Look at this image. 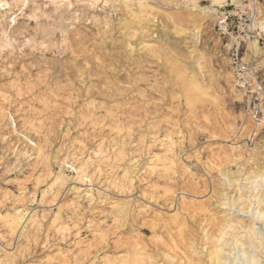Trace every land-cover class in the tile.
Returning a JSON list of instances; mask_svg holds the SVG:
<instances>
[{
	"label": "rangeland",
	"instance_id": "rangeland-1",
	"mask_svg": "<svg viewBox=\"0 0 264 264\" xmlns=\"http://www.w3.org/2000/svg\"><path fill=\"white\" fill-rule=\"evenodd\" d=\"M0 5V264L254 250V219L229 205L245 194L264 209V122L246 113L219 18L245 12V56L264 67V0Z\"/></svg>",
	"mask_w": 264,
	"mask_h": 264
},
{
	"label": "built area",
	"instance_id": "built-area-1",
	"mask_svg": "<svg viewBox=\"0 0 264 264\" xmlns=\"http://www.w3.org/2000/svg\"><path fill=\"white\" fill-rule=\"evenodd\" d=\"M244 14V11L235 14L229 10L222 11L219 28L225 38L224 48L234 76L235 87L243 95L246 113L256 122L264 118V67L258 65L256 60L245 56L244 44L256 35L242 23ZM235 20L238 22L237 30L232 26Z\"/></svg>",
	"mask_w": 264,
	"mask_h": 264
},
{
	"label": "bare ground",
	"instance_id": "bare-ground-1",
	"mask_svg": "<svg viewBox=\"0 0 264 264\" xmlns=\"http://www.w3.org/2000/svg\"><path fill=\"white\" fill-rule=\"evenodd\" d=\"M226 1L227 0H215V2L220 6H223ZM262 24L264 27V20H262ZM251 44L253 46H256V42H253ZM262 122H264V118L262 120H258L256 124L260 125V123ZM263 175H264V172L262 171V172L257 173L255 177H263ZM250 179L253 180L252 182L254 186H258V181H256L253 177H251ZM257 199L258 201H260L259 197H257ZM234 204L237 208H239L238 212L241 213L240 215L248 213L254 219L252 220L253 225L251 227H248V226L246 227L244 225L246 227L244 229L246 230V234L248 235V238H249V248L254 249V250L249 251L246 249L247 247L246 248L238 247L239 246L237 244L238 240H236L234 241V249L237 250L236 251L237 253L235 252L236 254L235 253L232 254L231 253L232 251L226 253L222 246H218V249L214 253V258L218 262V264H259L257 261V255H259L260 253H264V209L259 208V209H255V211L251 210L252 208L251 202L249 201L248 197L245 194H239L236 201H234V203L230 204L229 206L232 207L234 206ZM234 223L235 221L232 218L228 217L226 219L225 223L223 224V229H221V239H224V236L229 234L230 231L234 229ZM256 224H260V225L257 226L256 228L255 227ZM256 251L258 252L256 253ZM262 256H264V254H262Z\"/></svg>",
	"mask_w": 264,
	"mask_h": 264
},
{
	"label": "snow or ice",
	"instance_id": "snow-or-ice-1",
	"mask_svg": "<svg viewBox=\"0 0 264 264\" xmlns=\"http://www.w3.org/2000/svg\"><path fill=\"white\" fill-rule=\"evenodd\" d=\"M0 6H2V5H0Z\"/></svg>",
	"mask_w": 264,
	"mask_h": 264
}]
</instances>
